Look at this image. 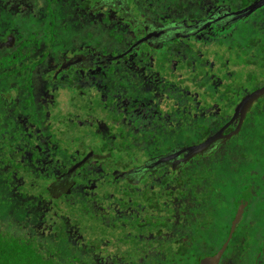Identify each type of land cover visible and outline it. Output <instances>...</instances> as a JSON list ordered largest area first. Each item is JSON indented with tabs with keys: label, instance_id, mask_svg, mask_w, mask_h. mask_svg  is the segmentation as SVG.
<instances>
[{
	"label": "flooded vegetation",
	"instance_id": "1",
	"mask_svg": "<svg viewBox=\"0 0 264 264\" xmlns=\"http://www.w3.org/2000/svg\"><path fill=\"white\" fill-rule=\"evenodd\" d=\"M183 1L0 0V190L8 171L48 194L39 208L83 197L98 184L84 173L130 146L104 174L132 203L93 221L98 249L82 238L81 264H198L225 241L216 264L259 263L264 90L248 98L264 87V0ZM222 233L212 253L177 254Z\"/></svg>",
	"mask_w": 264,
	"mask_h": 264
},
{
	"label": "trees",
	"instance_id": "2",
	"mask_svg": "<svg viewBox=\"0 0 264 264\" xmlns=\"http://www.w3.org/2000/svg\"><path fill=\"white\" fill-rule=\"evenodd\" d=\"M165 5L173 6L175 11H182L188 4L183 0H165ZM164 10L173 14V11L167 7ZM101 47L103 48V46ZM74 131L69 127L66 132L70 150L74 149L75 141H78V135ZM127 149H130V146L115 145L109 148L110 156L100 166L102 176H99L95 171L92 173L93 175L84 173V177L89 181L95 179V183L98 182L96 189L86 191L83 197L74 196L75 193L70 192L62 194L58 200L49 199L50 202L45 209L39 208L36 204L40 199L39 194L43 193V201L45 198L48 199V194L39 188L37 181L31 180L27 176L19 178L16 174L15 178H18L19 181L15 182L13 178L9 177L11 173L2 171L1 175L6 182L4 189L0 190V264H81L78 258L82 253L79 251L78 242L83 238L86 240L85 246L98 247L99 237L97 234L99 232L95 229L93 221L95 220L96 223V220L100 218H108L114 211V204L119 205L122 201L124 205L126 202L132 203V200L127 199V184L117 183L118 181L111 183L110 175L104 174V172L106 173L105 166L112 161L116 166L126 168V164L122 162V155L129 156ZM66 156H63V160L69 161ZM2 165L3 163L0 162V167ZM79 181L81 182V180ZM19 197L21 200L18 199ZM101 228L103 229L99 235L104 237L106 244L101 253L104 258L108 259L112 229L105 226H101ZM223 237L222 233L221 239L218 241H212L209 238L212 243H206L207 238L206 241L196 243L195 248L191 245L185 248V245L181 243L176 247L177 254L180 251H186L196 257L203 254L201 245L202 247L209 245L208 253H212L222 242ZM260 238L258 264H264V224L261 225ZM137 243L142 242L132 241L134 246ZM136 247L138 251L145 249L141 245H136ZM148 248H151L150 244ZM82 260L83 264H89L87 259L84 260V257Z\"/></svg>",
	"mask_w": 264,
	"mask_h": 264
},
{
	"label": "water",
	"instance_id": "3",
	"mask_svg": "<svg viewBox=\"0 0 264 264\" xmlns=\"http://www.w3.org/2000/svg\"><path fill=\"white\" fill-rule=\"evenodd\" d=\"M264 90V87L257 90V91H254L250 97L248 99H251L252 97H254L256 94H258L259 92L263 91ZM239 212H240V209L238 208L237 211H236V214L234 215V219H233V222L232 224L235 222V220L237 219L238 215H239ZM232 229V228H231ZM226 241L221 245V247L217 250V252L215 254H213L212 256L210 257H202L199 259V263L198 264H216L223 248H224V245H225Z\"/></svg>",
	"mask_w": 264,
	"mask_h": 264
},
{
	"label": "rangeland",
	"instance_id": "4",
	"mask_svg": "<svg viewBox=\"0 0 264 264\" xmlns=\"http://www.w3.org/2000/svg\"><path fill=\"white\" fill-rule=\"evenodd\" d=\"M237 36H239V34L236 33V36H235V37H237ZM261 160H264V156L261 157ZM232 178H233V176L230 178V180H231ZM251 181H253V180L251 179ZM226 188H228V189H226ZM225 189H226L227 192H232V191H231V188H229V187H227V186L224 188V190H225ZM62 219H63V218H62Z\"/></svg>",
	"mask_w": 264,
	"mask_h": 264
}]
</instances>
